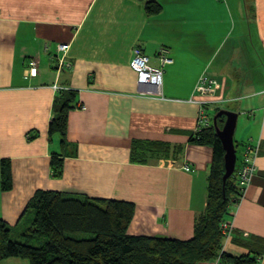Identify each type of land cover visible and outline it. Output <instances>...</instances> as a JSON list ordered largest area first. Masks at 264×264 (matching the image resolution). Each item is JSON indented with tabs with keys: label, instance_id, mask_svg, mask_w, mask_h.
Returning a JSON list of instances; mask_svg holds the SVG:
<instances>
[{
	"label": "crops",
	"instance_id": "crops-1",
	"mask_svg": "<svg viewBox=\"0 0 264 264\" xmlns=\"http://www.w3.org/2000/svg\"><path fill=\"white\" fill-rule=\"evenodd\" d=\"M153 1L162 10L150 16L136 0H0V219L20 237L34 218L28 204L45 190L132 203L130 235L192 240L214 160L213 147L194 136L196 89L208 76L222 101L209 110L239 115L240 162L259 146L244 199L230 208L234 236L226 253H259L264 264V0ZM58 45L70 48L61 53ZM137 48L154 69L162 49L173 60L163 68L160 94H149L131 68ZM33 60L37 77L28 72ZM67 97L63 148L50 125ZM53 154L64 160L60 177ZM4 161L9 191L2 189Z\"/></svg>",
	"mask_w": 264,
	"mask_h": 264
},
{
	"label": "trees",
	"instance_id": "trees-1",
	"mask_svg": "<svg viewBox=\"0 0 264 264\" xmlns=\"http://www.w3.org/2000/svg\"><path fill=\"white\" fill-rule=\"evenodd\" d=\"M136 1L145 4L150 16L162 10L161 5L153 0ZM71 94L68 96L73 97ZM62 100L56 103L57 114L50 125V134L61 136L62 147L67 148L68 113L72 109V98ZM225 121V117L219 119L220 128ZM194 136L200 144L213 147L214 160L208 180L207 207L197 221L192 240L130 235L129 228L135 216L132 203L40 190L26 209V213H33V222L20 238L13 239L11 228L0 219V262L19 258L29 264H212L217 260L221 264H260L257 257L252 256L255 252L237 258L222 251V225L231 217L233 197L236 199L240 194L238 170L224 188L226 153L215 128L210 127ZM61 156H52L56 177L61 176L64 168ZM239 165L238 159L237 168ZM1 173L2 189L11 190L13 179L8 162H3ZM76 234L86 238L70 236ZM23 239L26 241L22 242Z\"/></svg>",
	"mask_w": 264,
	"mask_h": 264
},
{
	"label": "built area",
	"instance_id": "built-area-1",
	"mask_svg": "<svg viewBox=\"0 0 264 264\" xmlns=\"http://www.w3.org/2000/svg\"><path fill=\"white\" fill-rule=\"evenodd\" d=\"M69 45H58L57 51L61 53H66L69 50ZM168 51L162 49L160 51V69H154L150 66V59L144 54L143 50L137 48L134 50L133 59L131 62V68L139 75V82L142 84L150 83L149 94L154 93L160 94L162 87V74L163 68L166 65H169L173 62L171 58L168 57ZM61 66H68L66 60L61 58ZM70 67V65H69ZM38 63L36 60L30 61L28 72L32 77H37L38 75ZM218 87L217 81L211 79L208 76H203L197 86L196 92L201 99L195 100L194 103L198 104L200 107V114L198 119V126L196 129V134H199L212 126V118L209 116L208 111L211 106H218L222 101L215 98L216 90ZM57 92L64 90L63 87L55 85L53 87ZM264 94V92H263ZM259 154V146L252 147L249 146V149L246 151L244 159L240 162L239 168L236 167L237 172V185L240 191L239 196L237 197L238 205L244 199V195L249 188L251 181L255 175L256 167L255 160ZM190 167L185 166V171H190ZM222 230L224 236L230 232H233V228L230 223L225 222L222 225ZM227 240V238H225ZM228 241V240H227ZM217 264H221L217 261Z\"/></svg>",
	"mask_w": 264,
	"mask_h": 264
},
{
	"label": "water",
	"instance_id": "water-1",
	"mask_svg": "<svg viewBox=\"0 0 264 264\" xmlns=\"http://www.w3.org/2000/svg\"><path fill=\"white\" fill-rule=\"evenodd\" d=\"M226 118L225 125L221 129L218 125L219 119ZM239 115L234 112L221 110L214 117V128L218 138L220 139L225 151V169L226 173L223 177V186L225 188L227 181L235 174L238 155L235 145V132L238 124Z\"/></svg>",
	"mask_w": 264,
	"mask_h": 264
},
{
	"label": "rangeland",
	"instance_id": "rangeland-1",
	"mask_svg": "<svg viewBox=\"0 0 264 264\" xmlns=\"http://www.w3.org/2000/svg\"><path fill=\"white\" fill-rule=\"evenodd\" d=\"M248 28H250V30H251V34L253 35V31H252V27H249V26H247ZM252 35H251V37H250V40H252ZM228 38V37H227ZM169 57V56H168ZM170 58V57H169ZM67 67H69V65L67 66ZM138 77H139V75H138ZM262 94V93H261ZM235 98H237V97H235ZM233 101H236V99L234 100H232V102ZM223 109H229L230 107H231V104H224V105H222L221 106ZM83 108V107H82ZM208 114H209V116L211 117V118H214L215 116H216V114H217V112L216 111H212V110H209V112H208ZM222 125V124H221ZM238 156H239V160H241L242 158L240 157V155L238 154ZM241 158V159H240ZM238 200H237V198L235 199L234 197H233V200H232V202H231V204L232 205H234L235 207H237L238 206ZM30 227V225L25 229V230H27L28 228ZM25 228V227H24ZM23 228V229H24ZM223 235H225L224 234V232H223ZM70 236H72V237H74V238H77V239H82V238H86L85 236H81V235H78V234H76V235H70ZM233 236H234V233L232 232L231 234H230V232L229 233H227V235L226 236H223L224 237V239H223V248H222V251H225L226 252V250H227V247H228V245L231 243V241H232V239H233ZM17 237V235L15 234V235H13V239L14 238H16ZM20 238V237H19ZM225 238H227V240L225 239ZM17 239V238H16ZM19 240H21V239H19ZM24 241H26L25 239H23L22 240V242H24ZM41 246V245H40ZM254 257H257V259H258V261L260 260H262V258H261V256H259L258 254L257 255H253ZM218 261V260H217ZM217 261H215V262H213L212 264H217ZM2 262V261H1ZM1 262H0V264H1ZM28 263V262H27ZM29 264V263H28ZM261 264H263L262 262H261Z\"/></svg>",
	"mask_w": 264,
	"mask_h": 264
},
{
	"label": "bare ground",
	"instance_id": "bare-ground-1",
	"mask_svg": "<svg viewBox=\"0 0 264 264\" xmlns=\"http://www.w3.org/2000/svg\"><path fill=\"white\" fill-rule=\"evenodd\" d=\"M140 83V82H139ZM140 85L144 86V88L148 89L149 90V87H150V83H145V84H142L140 83ZM225 125V124H224ZM211 127H214V118H212V126ZM224 127V126H223ZM222 127V128H223ZM221 128V129H222ZM196 132V131H195Z\"/></svg>",
	"mask_w": 264,
	"mask_h": 264
}]
</instances>
